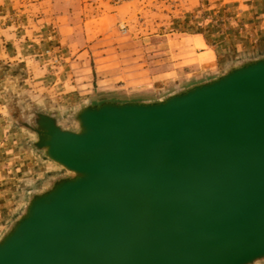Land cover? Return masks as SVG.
I'll return each instance as SVG.
<instances>
[{
  "label": "water",
  "instance_id": "water-1",
  "mask_svg": "<svg viewBox=\"0 0 264 264\" xmlns=\"http://www.w3.org/2000/svg\"><path fill=\"white\" fill-rule=\"evenodd\" d=\"M13 121L55 168L0 264H264V51L156 98Z\"/></svg>",
  "mask_w": 264,
  "mask_h": 264
},
{
  "label": "rangeland",
  "instance_id": "rangeland-1",
  "mask_svg": "<svg viewBox=\"0 0 264 264\" xmlns=\"http://www.w3.org/2000/svg\"><path fill=\"white\" fill-rule=\"evenodd\" d=\"M261 51L264 0H0V234L55 168L13 114L156 98Z\"/></svg>",
  "mask_w": 264,
  "mask_h": 264
},
{
  "label": "crops",
  "instance_id": "crops-1",
  "mask_svg": "<svg viewBox=\"0 0 264 264\" xmlns=\"http://www.w3.org/2000/svg\"><path fill=\"white\" fill-rule=\"evenodd\" d=\"M131 78L129 76H125L123 75V78H120L118 80H112V81H117L118 83H122V84H125V83H128V81L130 80ZM84 87V86H83ZM89 87V85L87 86ZM80 89H84V88H80Z\"/></svg>",
  "mask_w": 264,
  "mask_h": 264
}]
</instances>
